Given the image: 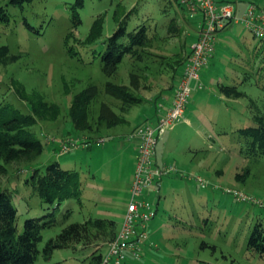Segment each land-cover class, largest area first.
Returning a JSON list of instances; mask_svg holds the SVG:
<instances>
[{"label":"rangeland","instance_id":"1","mask_svg":"<svg viewBox=\"0 0 264 264\" xmlns=\"http://www.w3.org/2000/svg\"><path fill=\"white\" fill-rule=\"evenodd\" d=\"M75 1L34 0L24 8L9 5L10 21L0 22V48L8 45L9 54L21 56L0 63V92L23 111L29 110L26 101L47 104L34 127L35 136L45 144L36 163L42 166L58 159L63 167L79 171L82 204L70 200L62 207L74 209L68 222L111 218L119 229L136 168L137 148L129 137L138 124L153 117L155 92L177 84L184 65L177 67L175 53L183 49L182 56L187 54L193 42L188 32L195 34V24L184 22L180 12L182 31L168 30L176 17V0H85L79 8L82 22L75 27L71 18ZM100 14L105 17L103 35L95 44L85 45ZM128 14L130 28L146 23L157 30L141 50V59L127 56L117 70L105 72L96 50L104 47L102 40L113 33L118 19ZM25 17L35 29L25 24ZM214 54L201 71V80L190 82L192 93L183 119L157 147L158 157H165L181 173L164 177L160 197L155 191L147 195L158 209L149 223L148 243L154 245L131 264H264V256L247 248L256 220L264 222V155L247 156L242 151L246 138L237 132L254 123L250 98L264 109V41L243 24H233L217 35ZM219 83L237 85L247 96H223ZM121 85L144 100L131 104L116 96L114 86ZM83 90L92 97L88 127L78 129L71 107ZM65 145L76 147L64 153L59 147ZM245 168L250 174L244 180L237 178ZM189 174L202 176L208 187L188 179ZM10 185L22 229L27 217L45 210L16 178ZM228 189L244 193L249 200ZM60 230V225L45 229L40 248ZM91 251L83 245L58 248L49 259L40 254L36 264H87Z\"/></svg>","mask_w":264,"mask_h":264},{"label":"trees","instance_id":"2","mask_svg":"<svg viewBox=\"0 0 264 264\" xmlns=\"http://www.w3.org/2000/svg\"><path fill=\"white\" fill-rule=\"evenodd\" d=\"M33 1L8 0L7 4L0 2V22L10 21L9 5L24 8L25 4ZM176 3L178 7L176 17L168 23V30L181 32L182 28L178 23L181 17L180 12L184 22L191 23L192 20L186 8L178 0ZM84 4L85 0H76L72 7L71 18L75 27L82 22L79 8ZM136 9L137 6L132 11ZM128 16L130 14L121 20L118 19V25L113 33L102 40L104 47L96 50L95 57L99 58L101 68L105 72L117 70L127 56H136L141 59V50L151 43V33L157 30L150 28L146 23H139L130 28ZM25 24L35 29L26 17ZM104 25L105 17L100 14L92 23L84 41L85 45L95 44L102 37ZM181 51L175 53L177 67L179 64L185 66L191 46L185 56H182L183 49ZM9 52L8 45L0 48V63L8 64L21 56L20 53L9 54ZM219 87L221 93L229 98L247 96V93L240 90L237 85L219 83ZM114 90H116V96L124 98L131 104H139L144 100L143 97L129 94L122 85L114 86ZM91 97V93L87 90L79 92L74 97L71 116L78 129L88 127V108ZM26 103L29 110L23 111L6 94L0 92V264H36L40 254L49 259L55 249H76L78 245L92 250L87 264H100L106 243L118 230L117 222L111 218L93 216L82 222H68L74 209L71 206H66L65 209L62 207L70 200L82 204L80 173L76 169L63 167L58 159H53L42 166L37 165L36 162L44 152L45 144L35 136L34 127L38 124L42 112L47 110V104H36L33 101H26ZM250 109L254 123L238 128L237 132L246 138L242 151L249 157H258L264 155V109H261L253 98H250ZM59 150H61L60 147ZM25 171L29 173L22 178ZM249 174L250 169L245 168L243 173L237 174V178L244 180ZM12 178H16L19 186L30 190L31 197L37 196L45 210L42 215L27 217L22 229L18 225L19 212L11 194L12 190L15 191L10 185ZM156 211L158 212L157 207ZM59 225L61 230L50 237L41 249L40 243L44 239L43 231ZM247 248L264 256V222L261 218H258L254 224Z\"/></svg>","mask_w":264,"mask_h":264},{"label":"built area","instance_id":"3","mask_svg":"<svg viewBox=\"0 0 264 264\" xmlns=\"http://www.w3.org/2000/svg\"><path fill=\"white\" fill-rule=\"evenodd\" d=\"M178 1L186 8L189 18L195 24L196 38L171 99L168 103L163 100L157 102V120L142 122L129 137L137 148L130 198L124 221L115 236L106 243L100 264H128L141 260L146 247L154 245L153 241L148 243L149 223L157 211L147 195L151 188H155L157 194L160 192L157 187L165 176L181 173L174 164L157 161V145L164 134L183 119L192 93L190 82L193 79L201 80V71L214 56L218 33L233 24H243L255 37L264 40V8L256 3H251L239 16L232 3L219 4L216 0ZM199 88H203L202 82ZM72 147L76 146L65 145L61 150L66 153ZM187 178L197 181L203 188L209 185L200 175L189 174ZM227 191L242 200H249L242 192L231 189Z\"/></svg>","mask_w":264,"mask_h":264},{"label":"crops","instance_id":"4","mask_svg":"<svg viewBox=\"0 0 264 264\" xmlns=\"http://www.w3.org/2000/svg\"><path fill=\"white\" fill-rule=\"evenodd\" d=\"M217 1V3H219V4H224V3H232V4H234L235 5V9H236V12H237V14L239 15V16H241L246 10H247V8H248V6L251 4V3H256L257 5H259L260 7H262V8H264V0H216ZM230 27V26H229ZM229 27H227V28H225V29H223V30H221L220 32H222V31H224V30H227ZM219 32V33H220ZM189 33V36H193V41L195 40V38H196V34H192L191 32H188ZM194 33H195V31H194ZM218 33V34H219ZM252 33V32H251ZM253 34V33H252ZM261 40V39H260ZM264 41V40H263ZM216 45H217V42H216ZM215 55V54H214ZM212 59H213V57H212ZM211 59V60H212ZM203 71V70H202ZM178 78H179V76H178ZM178 82V81H177ZM170 87V88H169ZM169 87H164L163 88V90H160V91H157V92H155V94H154V96H153V98H152V102H153V104H154V110H153V117L151 118V119H144L142 122H144V121H156L157 120V102L160 100H163L164 102H166V103H168L169 102V100L171 99V97H172V95H173V93H174V91H175V87H176V85H175V87H174V85H173V83H172V86H169ZM172 87H173V89H172ZM166 89H168V90H166ZM222 95L223 96H225L223 93H222ZM227 97V96H226ZM141 122V123H142ZM140 123V124H141ZM139 125V124H138ZM137 125V126H138ZM163 140V139H162ZM158 145H159V143H158ZM158 145H157V147H158ZM136 155H137V153H136ZM156 159H157V161L159 162V163H162V162H164V161H167V159L165 158V157H162V158H159L158 157V152H157V149H156ZM163 182V180L161 181V183ZM161 183H160V185H159V187L161 186ZM159 187H157V188H159ZM155 188H151V190H150V195H151V193L153 192V191H155L154 190ZM161 195V194H160ZM150 197V196H149ZM160 197V196H159ZM147 247H149V246H147ZM147 247H146V249H147ZM128 264H131V262L130 263H128Z\"/></svg>","mask_w":264,"mask_h":264}]
</instances>
